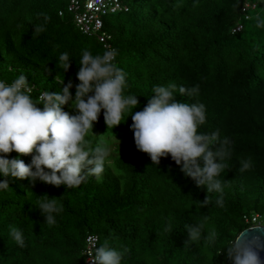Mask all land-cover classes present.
I'll use <instances>...</instances> for the list:
<instances>
[{"label":"trees","instance_id":"trees-1","mask_svg":"<svg viewBox=\"0 0 264 264\" xmlns=\"http://www.w3.org/2000/svg\"><path fill=\"white\" fill-rule=\"evenodd\" d=\"M139 1L140 6L127 5L128 12L116 14L113 31L104 22L118 50L115 62L126 74L125 93L138 96L133 114L146 106L156 85L198 86L190 98L206 106V123L198 131L218 130L231 141L228 169L219 177L225 183L224 206L216 205L217 194L185 177L170 155L155 166L136 149L131 108L125 122L112 129L102 110L88 136L113 147L101 178L89 177L71 189L9 180V189L0 191V264L80 263L89 234L99 243L103 238L126 248L122 264H224L220 250L238 230L253 225L244 217L264 216V28L256 21L264 17V3L251 0L257 7L244 21L245 0ZM63 9L61 0H0V69L8 79L29 71L37 102L42 91H58L69 81L74 98L83 50L93 55L105 50L95 37L75 30L68 13L60 17ZM240 22L243 29L232 32ZM40 27L43 31H36ZM91 37L95 42L88 43ZM64 52L73 60L66 72L59 63ZM70 104L63 110L75 115ZM17 156L31 163L32 155L12 152L7 158ZM248 158L254 168L239 172L240 161ZM43 195L63 207L55 225L44 224L34 206ZM204 217L205 232L215 229L218 243L185 244L184 225ZM9 225L24 231L25 248L7 239Z\"/></svg>","mask_w":264,"mask_h":264},{"label":"clouds","instance_id":"clouds-1","mask_svg":"<svg viewBox=\"0 0 264 264\" xmlns=\"http://www.w3.org/2000/svg\"><path fill=\"white\" fill-rule=\"evenodd\" d=\"M260 2L264 3V0ZM256 21L257 27L264 28V17L258 15ZM36 31H43V27ZM117 55L115 48H107L97 55L83 50L74 98L70 92L71 81L58 91H42L37 102L32 97L35 87L26 75H18L11 83L0 78V191L9 189V180L26 179L31 187L39 181L71 189L79 187L89 177L101 178L106 162L113 155V147L106 139L93 142L88 136L93 135V124L103 110L107 129L125 122L131 115L136 149L146 153L155 166L162 157L170 155L175 164L181 166L180 171L185 177L191 178L198 188L206 189L208 194H217L216 205L223 207L225 183L219 177L228 169L226 161L231 156V141L227 137L221 138L218 130L211 133L198 131L206 123V106L190 99L198 93V86L188 88L171 82L156 85L146 106L133 114L132 110L138 107V96L125 93L126 74L115 62ZM71 62L69 53L59 55L64 72ZM177 96L186 97V100L180 102ZM70 101L75 115L63 110ZM130 108L131 113L125 118ZM12 152L32 155L31 163L26 165L19 156L8 159ZM252 168L253 161L243 159L238 171L243 173ZM57 200L47 195L38 197L34 206L44 224L55 225L62 213L63 207ZM207 202L208 196L203 203ZM207 219L204 217L184 225L185 244H197L202 240L209 246L218 243L219 234L215 229L205 232ZM7 239L18 248L26 247L24 231L17 226H8ZM89 239L96 241L98 236ZM126 251V248L105 242L99 246L93 244L85 254L91 264H122ZM222 252L224 264H264L261 259L264 218L238 230L219 254Z\"/></svg>","mask_w":264,"mask_h":264},{"label":"built area","instance_id":"built-area-1","mask_svg":"<svg viewBox=\"0 0 264 264\" xmlns=\"http://www.w3.org/2000/svg\"><path fill=\"white\" fill-rule=\"evenodd\" d=\"M257 5L251 0H245L241 7V13L244 21H248L251 18V12L255 11ZM129 8L126 4H123L121 0H69L66 11L61 10L58 15L62 17L64 13H68L73 21V24L80 33L87 36H93L99 43L103 45L105 49L114 48L110 41L111 35L104 29L103 18L110 14L126 13ZM243 29V23H238L232 32L237 33ZM246 221H250L255 224L257 220L264 218L260 214L254 213L250 217H244ZM87 235L85 238V249L83 251V260L79 264H91L90 258L85 254L86 251L93 245L98 246V239L92 241ZM97 237V236H96Z\"/></svg>","mask_w":264,"mask_h":264},{"label":"rangeland","instance_id":"rangeland-1","mask_svg":"<svg viewBox=\"0 0 264 264\" xmlns=\"http://www.w3.org/2000/svg\"><path fill=\"white\" fill-rule=\"evenodd\" d=\"M68 1L69 0H61L62 6L64 8L63 9L64 11H66V7H67V4H68ZM121 2L123 4L128 5L130 8H132V7H138V6L141 5V3H140L139 0H121ZM254 13L255 12H251L250 14L254 15ZM117 16L118 15H116V14H110V15H107V17H105V19H103L104 22H105V24H107L109 26L108 29H107L108 31H113L114 29H116L117 25L115 23V18ZM245 26H248V22L245 23ZM74 29L77 30L75 27H74ZM91 42H95V39L93 37L88 38V43H91ZM21 73L24 74V75L26 74L27 77H29V74H30V72L29 71H26V70L21 71ZM6 75H7V72L5 70L0 69V78L2 80H4L6 83H11L18 76V75H16V76L10 77L8 79V77H6ZM39 88H40V86H39ZM104 243H105V240L103 238H101L99 245L100 244H104ZM84 247H85V242H84ZM82 260H83V257H82ZM77 264H79V263H77Z\"/></svg>","mask_w":264,"mask_h":264},{"label":"water","instance_id":"water-1","mask_svg":"<svg viewBox=\"0 0 264 264\" xmlns=\"http://www.w3.org/2000/svg\"><path fill=\"white\" fill-rule=\"evenodd\" d=\"M261 259L264 261V252L261 253Z\"/></svg>","mask_w":264,"mask_h":264}]
</instances>
